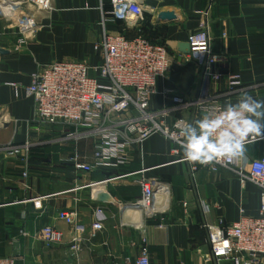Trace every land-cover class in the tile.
<instances>
[{
  "label": "crops",
  "instance_id": "obj_1",
  "mask_svg": "<svg viewBox=\"0 0 264 264\" xmlns=\"http://www.w3.org/2000/svg\"><path fill=\"white\" fill-rule=\"evenodd\" d=\"M137 1L143 14L136 27L111 20L106 13L111 8L109 0L24 3L18 10L32 14L38 25L25 35L16 21L7 24L0 14V47L8 50L0 56V257H14L17 264L73 261L67 245L70 226L58 217L64 211L76 212L86 234H95L84 243L75 264H124L128 255L133 260L139 253L144 236L150 264H217L210 257L203 224L217 219L231 223L238 219L241 208L246 214H257V185L242 182L226 168H202L191 174L188 162H173L170 149L174 143L160 132L135 145L129 152L131 159L122 166L76 170L70 159L91 163L92 140L65 138L66 133L75 131L74 125L37 122L32 98L23 89L16 93L11 85H29L39 67L55 60L85 62L94 74L102 60L98 44L103 35L122 33L127 37L144 35L167 49L171 61L167 74L156 82L153 108L173 107L172 94L190 100L215 94L223 106L236 102L242 93L264 100V0ZM162 11L174 13L175 19L160 20ZM200 21L206 22L213 52L225 56L218 62V70L238 75L243 89L228 92L225 79L212 82L204 76L203 61L187 60V54L179 49L177 44L186 43ZM171 113L170 123L175 117H184L189 123L199 119L192 110L176 106ZM25 140L32 144L27 152L6 154L4 147ZM262 155L264 139L246 145L247 158ZM142 176L170 185V206L165 213L148 216L125 206L140 198L138 181ZM95 188L112 200H95ZM203 204L208 206L206 210ZM98 207L106 220L102 229L93 231V212ZM46 225L65 233L64 243L44 246L36 233Z\"/></svg>",
  "mask_w": 264,
  "mask_h": 264
},
{
  "label": "built area",
  "instance_id": "obj_2",
  "mask_svg": "<svg viewBox=\"0 0 264 264\" xmlns=\"http://www.w3.org/2000/svg\"><path fill=\"white\" fill-rule=\"evenodd\" d=\"M111 8L106 13L111 20L122 21L128 27H136L142 11L137 0H109ZM15 2V3H14ZM10 3L0 0V14L7 24L16 21L21 33H33L37 24L29 12L20 13L25 3L46 5V0H21ZM19 13V14H18ZM206 22L200 21L198 27L188 35L190 51L187 60L203 61L204 76L214 83L225 79L228 92L243 89L244 85L236 74L223 73L217 64L225 56L215 53L210 44ZM226 33H222V38ZM98 47L101 63L90 67L85 62L55 60L39 67L31 76V83L25 87L11 84L15 92L23 89L27 97L33 100V119L47 123L74 125L75 131L65 134L69 137H87L92 140V162H80L77 157L70 159L76 170L92 171L115 169L126 164L132 148L145 141L150 135L160 132L174 146L170 155L174 163L188 162L191 174L207 168L216 171L219 168L235 172L242 182L249 181L259 188L260 205L256 215H249L241 208L237 220L226 223L217 219L215 223L206 222L210 257L217 264H264V155L213 162L203 166L184 159L180 151L182 137L180 129L186 121L183 117L168 120L172 109L194 108V116L201 118L212 109L223 105L215 94H204L194 100L172 94V106L153 108L151 98L156 94L155 85L169 69L170 57L165 45L150 41L144 35L127 37L122 33H105ZM169 93V91H166ZM32 144H9L4 147L7 155L27 152ZM147 168L140 170L144 173ZM25 177L26 172H22ZM141 188L140 198L132 203L133 207L148 216L165 213L170 204V185L158 178L142 176L138 181ZM164 192L162 205L154 208L158 193ZM38 199V198H37ZM160 200V199H159ZM159 202V201H158ZM206 210L208 206L203 204ZM58 217L70 226L71 237L67 241L70 257L75 264L83 245L95 234H86L76 212H59ZM91 229H102L106 216L101 208L93 212ZM64 234L58 228L46 225L39 229L36 237L44 246L64 243ZM139 253L132 260L128 257L124 264H150L148 244L145 236L139 247ZM209 259V256H207ZM0 264H17L14 257H0Z\"/></svg>",
  "mask_w": 264,
  "mask_h": 264
},
{
  "label": "clouds",
  "instance_id": "obj_3",
  "mask_svg": "<svg viewBox=\"0 0 264 264\" xmlns=\"http://www.w3.org/2000/svg\"><path fill=\"white\" fill-rule=\"evenodd\" d=\"M184 159L207 166L245 158L246 145L264 139V100L242 93L180 129Z\"/></svg>",
  "mask_w": 264,
  "mask_h": 264
},
{
  "label": "water",
  "instance_id": "obj_4",
  "mask_svg": "<svg viewBox=\"0 0 264 264\" xmlns=\"http://www.w3.org/2000/svg\"><path fill=\"white\" fill-rule=\"evenodd\" d=\"M13 1H21V0H13ZM158 18L160 20L171 21V20L175 19V14L170 12V11H162V12H160L158 14ZM177 45L179 46V49L182 52H184L186 54L189 53L190 48H189V44L187 42L186 43H178ZM7 53H8V50L0 47V56L1 55H5ZM93 196H94V199L97 200V201H110V200H112V198L109 196L108 193H105L104 191H102L101 189H98V188L94 189ZM125 206L133 207L132 204H127ZM15 247L18 248V244L17 243L15 244ZM14 252H15L14 254H17V249ZM223 264H231V263L224 262Z\"/></svg>",
  "mask_w": 264,
  "mask_h": 264
},
{
  "label": "bare ground",
  "instance_id": "obj_5",
  "mask_svg": "<svg viewBox=\"0 0 264 264\" xmlns=\"http://www.w3.org/2000/svg\"><path fill=\"white\" fill-rule=\"evenodd\" d=\"M163 194H164L163 190L160 191V192L158 193V197H159V198H158L157 201H156L157 203L154 205V208H155V209L162 205V202H163V199H164ZM159 199H160V200H159ZM158 201H159V202H158Z\"/></svg>",
  "mask_w": 264,
  "mask_h": 264
},
{
  "label": "rangeland",
  "instance_id": "obj_6",
  "mask_svg": "<svg viewBox=\"0 0 264 264\" xmlns=\"http://www.w3.org/2000/svg\"><path fill=\"white\" fill-rule=\"evenodd\" d=\"M189 110H192V113H193V116H194V108L193 107H191ZM176 118V117H175ZM184 118V117H183ZM186 119V118H185ZM186 121L188 122V120L186 119ZM51 124H54V123H51ZM70 138V137H69ZM72 138V137H71ZM73 138H75V137H73ZM26 141V140H25ZM25 141H23V142H21V144L22 143H24ZM27 141H29V140H27ZM30 142V141H29ZM31 143V142H30ZM21 153H23V151H21ZM95 219V218H94Z\"/></svg>",
  "mask_w": 264,
  "mask_h": 264
}]
</instances>
